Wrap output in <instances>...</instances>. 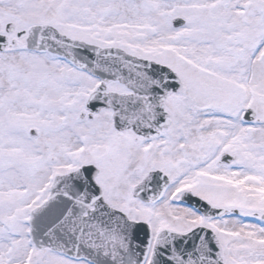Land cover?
<instances>
[{
  "label": "snow or ice",
  "instance_id": "snow-or-ice-1",
  "mask_svg": "<svg viewBox=\"0 0 264 264\" xmlns=\"http://www.w3.org/2000/svg\"><path fill=\"white\" fill-rule=\"evenodd\" d=\"M0 264H264V0H0Z\"/></svg>",
  "mask_w": 264,
  "mask_h": 264
}]
</instances>
